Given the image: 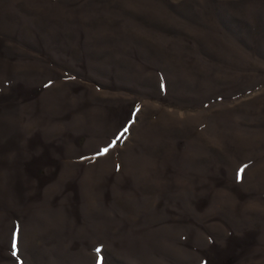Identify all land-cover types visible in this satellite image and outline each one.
<instances>
[{"label":"rangeland","instance_id":"obj_1","mask_svg":"<svg viewBox=\"0 0 264 264\" xmlns=\"http://www.w3.org/2000/svg\"><path fill=\"white\" fill-rule=\"evenodd\" d=\"M0 264H264V0H0Z\"/></svg>","mask_w":264,"mask_h":264},{"label":"snow or ice","instance_id":"obj_2","mask_svg":"<svg viewBox=\"0 0 264 264\" xmlns=\"http://www.w3.org/2000/svg\"><path fill=\"white\" fill-rule=\"evenodd\" d=\"M126 131V130H125ZM242 171V170H241ZM13 247L15 248V243L13 244ZM97 252H99V249H97Z\"/></svg>","mask_w":264,"mask_h":264}]
</instances>
